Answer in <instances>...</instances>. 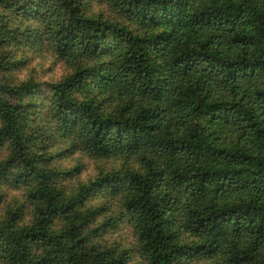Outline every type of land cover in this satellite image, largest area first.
<instances>
[{"label":"trees","instance_id":"1","mask_svg":"<svg viewBox=\"0 0 264 264\" xmlns=\"http://www.w3.org/2000/svg\"><path fill=\"white\" fill-rule=\"evenodd\" d=\"M0 264H264V0H0Z\"/></svg>","mask_w":264,"mask_h":264},{"label":"rangeland","instance_id":"2","mask_svg":"<svg viewBox=\"0 0 264 264\" xmlns=\"http://www.w3.org/2000/svg\"><path fill=\"white\" fill-rule=\"evenodd\" d=\"M65 74V68L62 63L52 60L50 56H33L29 55L28 60L24 61L22 66L18 68V73L16 77L20 79L27 78H37L39 81H55L59 80ZM67 159L62 161L61 164L67 169L79 168L80 175L74 176L69 182L85 181L89 178H93L98 174L100 164L95 163L84 157H79L78 155L66 157ZM102 167L108 168L107 164H101ZM121 234L124 238L131 240V236L127 230L122 231ZM123 238V241L125 239ZM109 241H113V238H109Z\"/></svg>","mask_w":264,"mask_h":264}]
</instances>
